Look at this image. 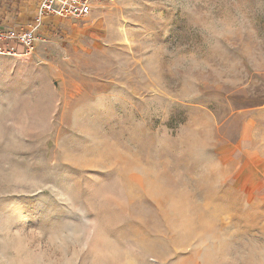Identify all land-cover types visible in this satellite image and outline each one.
<instances>
[{
	"label": "rangeland",
	"instance_id": "374dc122",
	"mask_svg": "<svg viewBox=\"0 0 264 264\" xmlns=\"http://www.w3.org/2000/svg\"><path fill=\"white\" fill-rule=\"evenodd\" d=\"M92 2L0 55V264H264V0Z\"/></svg>",
	"mask_w": 264,
	"mask_h": 264
},
{
	"label": "built area",
	"instance_id": "2783aa9c",
	"mask_svg": "<svg viewBox=\"0 0 264 264\" xmlns=\"http://www.w3.org/2000/svg\"><path fill=\"white\" fill-rule=\"evenodd\" d=\"M93 10L92 0H39L32 20L18 27L0 22V55L29 56L45 40L42 30L50 18L82 20Z\"/></svg>",
	"mask_w": 264,
	"mask_h": 264
},
{
	"label": "crops",
	"instance_id": "0c3cea01",
	"mask_svg": "<svg viewBox=\"0 0 264 264\" xmlns=\"http://www.w3.org/2000/svg\"><path fill=\"white\" fill-rule=\"evenodd\" d=\"M39 0H0V22L5 26L18 27L32 20ZM257 176H243L248 187L264 189V160L257 163ZM255 182L257 185H255Z\"/></svg>",
	"mask_w": 264,
	"mask_h": 264
},
{
	"label": "bare ground",
	"instance_id": "6f19581e",
	"mask_svg": "<svg viewBox=\"0 0 264 264\" xmlns=\"http://www.w3.org/2000/svg\"><path fill=\"white\" fill-rule=\"evenodd\" d=\"M21 56H23V55H21Z\"/></svg>",
	"mask_w": 264,
	"mask_h": 264
}]
</instances>
